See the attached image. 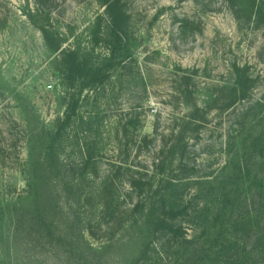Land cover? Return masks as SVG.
Here are the masks:
<instances>
[{
  "label": "rangeland",
  "instance_id": "obj_1",
  "mask_svg": "<svg viewBox=\"0 0 264 264\" xmlns=\"http://www.w3.org/2000/svg\"><path fill=\"white\" fill-rule=\"evenodd\" d=\"M121 1L127 23L116 48L101 0H0V264H135L142 242L130 229L132 210L146 194L133 182H158L162 148L194 106L204 109L226 96L235 65L249 72L248 98L201 113L207 120L199 130L191 125L184 160L194 173L191 187L222 176L263 130L264 22L238 21L227 0ZM41 26L54 35L51 46ZM70 52L74 59L115 64L98 84L69 87ZM73 107L62 156L68 164L81 162L79 148L87 143L94 160L81 201L61 202L65 218L72 217L71 248L20 227L17 215L35 203L31 153ZM107 181L113 186L100 194Z\"/></svg>",
  "mask_w": 264,
  "mask_h": 264
},
{
  "label": "trees",
  "instance_id": "obj_2",
  "mask_svg": "<svg viewBox=\"0 0 264 264\" xmlns=\"http://www.w3.org/2000/svg\"><path fill=\"white\" fill-rule=\"evenodd\" d=\"M101 1L108 10L110 36L114 37L112 45L116 37V48H120L122 25L126 27L127 23L122 1ZM227 2L238 21L247 19L258 25L264 22V0ZM39 28L51 46L54 35L44 26ZM116 48H111L112 53ZM70 55L68 60H73L67 63L68 71L64 74L69 87H75L79 81L98 84L105 77L106 70L115 64L95 63L90 57L74 59V52ZM234 74V86L226 96L212 100L204 109L194 106L189 120L175 135L174 141L162 148V156L155 163L158 182H133L134 190H138L141 197L146 194L132 210L130 229L142 242L135 264H264V127L251 138L247 147L249 151L246 149V154L232 167L224 168L222 176L195 181V188L191 187L194 173L184 162L191 125H195L194 130H199L209 111L218 106L221 110H229L248 98L252 80L247 68L235 65ZM258 105L260 103L249 107L243 115L248 118ZM71 112L75 113L74 107L65 121L59 122L56 132L49 134L48 141L31 153L37 184L35 203L33 208L24 209L17 216L20 227L26 224L36 235L59 245L70 242L74 248L70 238L72 217L65 218L60 206L63 199L70 207L81 201L83 185L87 176L93 174L94 148L87 143L81 145V162L75 164H68L62 156L65 149L61 138L72 119ZM248 153L253 155L247 157ZM252 157L256 160L254 164L248 160ZM107 184L108 181L102 183L100 194L113 186ZM190 191L194 193L188 198ZM102 202L107 205L106 201ZM189 226L194 231L197 226L198 231L190 235ZM86 255V261L90 262L91 254Z\"/></svg>",
  "mask_w": 264,
  "mask_h": 264
}]
</instances>
